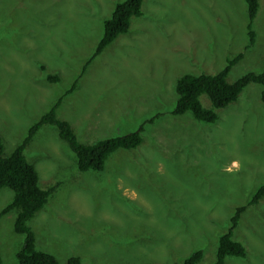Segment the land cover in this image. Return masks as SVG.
Returning a JSON list of instances; mask_svg holds the SVG:
<instances>
[{"label": "rangeland", "instance_id": "obj_1", "mask_svg": "<svg viewBox=\"0 0 264 264\" xmlns=\"http://www.w3.org/2000/svg\"><path fill=\"white\" fill-rule=\"evenodd\" d=\"M122 1L0 0L2 156L58 99L56 116L82 144L143 125L139 145L112 152L102 170L83 172L54 126L38 129L24 155L39 186L55 188L27 222L36 249L83 264H182L201 250L197 264H213L219 236L244 206L233 239L246 254L224 264H264V195L248 204L264 185L261 85L248 84L215 109L213 123L172 114L183 74H216L239 53L227 82L264 71V0L251 45L245 0H142L128 31L92 58L104 20ZM199 100L212 108L205 94ZM12 197L0 188V211ZM16 213L0 216L1 264H17L23 244L13 229Z\"/></svg>", "mask_w": 264, "mask_h": 264}, {"label": "trees", "instance_id": "obj_2", "mask_svg": "<svg viewBox=\"0 0 264 264\" xmlns=\"http://www.w3.org/2000/svg\"><path fill=\"white\" fill-rule=\"evenodd\" d=\"M248 14L249 45L253 43L254 33L251 23L258 11V0H245ZM142 0H123L117 3L111 16L103 22V34L100 38L92 58L100 54L119 34L129 29L131 17L141 15ZM242 57V53L228 59L227 64L216 74H183L175 82L176 105L172 114L181 115L190 112L194 119L213 123L217 119L215 109L223 108L236 101L239 93L250 83L261 85L260 100L264 104V71L260 73L247 72L229 83L226 75L230 68ZM48 81L57 82L59 77L48 75ZM74 84L66 92H70ZM205 94L212 108L202 107L199 97ZM58 99L40 118L28 129L23 140L15 146L8 156H2V140L0 138V188L12 190L13 197L1 211L0 216L16 209L13 229L24 236L23 244L16 252L17 264H83L79 257L71 256L65 263H59L56 258L46 252L36 249L34 234L27 222L46 204L48 197L55 187L43 189L38 184V174L34 166L24 155V149L34 134L43 125H52L58 131L60 139L64 140L76 156V165L80 171L102 170L106 158L117 149H133L141 142L143 125L132 132L120 136H112L97 140L89 144L78 142L70 124L56 116V109L60 104ZM158 116V115H156ZM151 118L147 123L153 122ZM264 195V185H261L253 194L248 204H256ZM245 207H238L230 218L229 229L219 236L213 264H224L227 256L244 257L245 247L233 239V230ZM202 257V251L196 250L184 258L182 264H197ZM1 264V258H0Z\"/></svg>", "mask_w": 264, "mask_h": 264}]
</instances>
